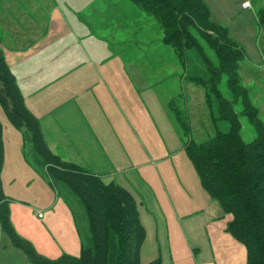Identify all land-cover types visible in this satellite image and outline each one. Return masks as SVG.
<instances>
[{
	"label": "rangeland",
	"instance_id": "1",
	"mask_svg": "<svg viewBox=\"0 0 264 264\" xmlns=\"http://www.w3.org/2000/svg\"><path fill=\"white\" fill-rule=\"evenodd\" d=\"M201 1L208 10L209 20L224 28L230 41L243 51L238 83L264 128V27L257 23L264 0ZM243 1L249 3L248 8L241 9ZM59 18L86 37L104 42L107 58L117 56V64L107 66V71L117 68V144H112L111 151L107 148V155L115 160L112 170L115 173L110 180L133 195L145 231L140 263L159 259L160 264H243L244 259L246 264L243 246L237 251L238 247L228 246L219 237L213 241L210 230L216 232L223 225V214L219 204L203 190L184 150L189 139L205 143L215 132L205 101L208 93L187 80L189 75L204 71L203 64L218 67L213 49L192 29L190 47L186 45L189 48L183 51L186 62H180L175 55L180 53L181 44L173 48L163 45L161 42L169 31L163 37L153 17L128 0H0V45L19 48L25 41L15 37L42 34L46 30L56 32L61 26L56 22ZM15 32H21L20 36ZM216 90L232 103L242 141L251 142L255 130L243 114L241 98L230 93L225 76L220 77ZM3 121L6 118L0 107V126L3 138L8 141ZM216 128L226 132L228 124L218 121ZM16 131L22 138L25 162L38 172L37 180L41 181L38 184L51 187L42 167L35 162L38 157L29 140L23 132ZM12 143L6 146L7 154L13 152ZM14 179L15 183L8 189L10 199L23 198L30 204H10V228L30 245L36 256L54 261L60 251L40 245L36 236V232H41L37 215L42 217L44 211L38 203L31 202L40 201L41 191L21 188V176ZM60 188L63 192L56 193L69 203L79 242L88 245L83 208L67 187L60 184ZM183 217L186 220L181 221ZM0 264L33 263L0 232Z\"/></svg>",
	"mask_w": 264,
	"mask_h": 264
},
{
	"label": "trees",
	"instance_id": "2",
	"mask_svg": "<svg viewBox=\"0 0 264 264\" xmlns=\"http://www.w3.org/2000/svg\"><path fill=\"white\" fill-rule=\"evenodd\" d=\"M128 1L153 17L163 37L165 31H169L166 40L163 38L164 45L173 48L177 43L181 44L180 53L175 52L180 62H186L183 51L190 47L192 29L215 52L218 67L201 62L204 71L187 78L188 82L201 86L208 93L205 101L215 132L205 143L189 139L184 150L203 190L219 204L224 215L231 216L226 232L246 249V264H264V128L238 83L243 51L230 41L224 28L209 20L208 10L201 0ZM257 23L264 27V9L258 12ZM222 75L226 77L232 96L241 98L243 114L255 130V137L249 143L241 139L238 116L232 103L216 90ZM0 107L15 129H23L24 138L29 140L38 157L35 162L42 167L51 187H57L61 192L62 184L78 199L89 233L88 245L82 244L77 258L63 255L48 261L36 256L30 245L20 240L10 228L9 201L2 192L0 181V231L9 237L12 245L22 250L33 264H141L139 252L145 231L133 196L122 187L104 184L98 176L51 154L37 121L24 107L15 80L1 56ZM218 121L228 124L226 132L217 130ZM2 161L0 126V173ZM147 264H160V260Z\"/></svg>",
	"mask_w": 264,
	"mask_h": 264
},
{
	"label": "crops",
	"instance_id": "3",
	"mask_svg": "<svg viewBox=\"0 0 264 264\" xmlns=\"http://www.w3.org/2000/svg\"><path fill=\"white\" fill-rule=\"evenodd\" d=\"M240 7L246 9L249 3L243 1ZM56 22L61 25L56 32L46 30L42 34L34 32L28 37H15L25 41L19 48L0 45V56L15 80L24 107L37 121L51 154L98 176L104 184L113 183L110 179L115 173L112 171L115 160L109 158L107 148L111 151L112 144H117V68L107 71V66L116 65L117 56L107 58L104 42L86 37L82 31L66 25L61 18ZM5 28L8 29V26ZM20 34L15 32V35ZM5 118L3 124L5 122L8 141L3 138L1 130L3 161L0 181L2 192L9 201L8 207L11 203L30 204L23 198L10 199L8 194V189L15 183L14 176H21V188L32 187L41 191L40 201H29L33 205L38 203L44 211L42 217L37 215V219L41 220V232H36L38 243L51 251H60L53 260L63 255L77 258L82 242H79V232L69 203L50 186L38 184L41 183L37 180L38 172L29 167L21 152L22 138ZM19 131L22 133L23 129ZM11 142L13 152L7 154L9 147L6 149V146ZM15 168L17 170L13 171ZM223 219V225L216 232L211 233L213 230H210L213 241L219 237L228 246L241 250L242 245L226 233L231 216L223 214ZM184 220L183 217L181 221ZM21 224L24 226L23 220Z\"/></svg>",
	"mask_w": 264,
	"mask_h": 264
},
{
	"label": "built area",
	"instance_id": "4",
	"mask_svg": "<svg viewBox=\"0 0 264 264\" xmlns=\"http://www.w3.org/2000/svg\"><path fill=\"white\" fill-rule=\"evenodd\" d=\"M38 217H41V215L38 214Z\"/></svg>",
	"mask_w": 264,
	"mask_h": 264
}]
</instances>
